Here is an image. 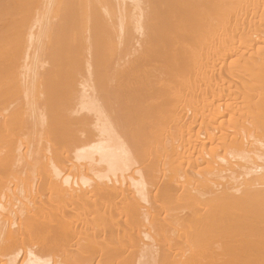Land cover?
<instances>
[{
	"label": "bare ground",
	"instance_id": "6f19581e",
	"mask_svg": "<svg viewBox=\"0 0 264 264\" xmlns=\"http://www.w3.org/2000/svg\"><path fill=\"white\" fill-rule=\"evenodd\" d=\"M0 264H264V0H0Z\"/></svg>",
	"mask_w": 264,
	"mask_h": 264
}]
</instances>
